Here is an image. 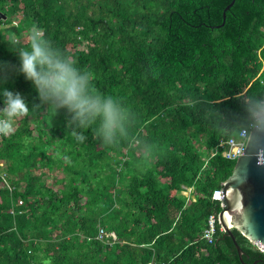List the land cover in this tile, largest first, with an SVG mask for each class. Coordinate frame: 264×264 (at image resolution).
<instances>
[{"label":"trees","instance_id":"trees-1","mask_svg":"<svg viewBox=\"0 0 264 264\" xmlns=\"http://www.w3.org/2000/svg\"><path fill=\"white\" fill-rule=\"evenodd\" d=\"M232 1L0 0V90L29 107L0 138V264H242L219 223L202 238L234 168L224 148L206 159L264 111V0H235L217 27ZM33 31L120 110L111 135L26 78ZM233 232L244 262L264 264Z\"/></svg>","mask_w":264,"mask_h":264},{"label":"clouds","instance_id":"clouds-1","mask_svg":"<svg viewBox=\"0 0 264 264\" xmlns=\"http://www.w3.org/2000/svg\"><path fill=\"white\" fill-rule=\"evenodd\" d=\"M21 65L42 99L59 101L80 117L102 116L105 135H111L119 125L121 113L116 105L88 95L86 77L47 48L37 32H31L29 47L21 52ZM0 102V135L8 136L14 132L16 122L29 113V107L20 94L7 89L0 90Z\"/></svg>","mask_w":264,"mask_h":264},{"label":"water","instance_id":"water-1","mask_svg":"<svg viewBox=\"0 0 264 264\" xmlns=\"http://www.w3.org/2000/svg\"><path fill=\"white\" fill-rule=\"evenodd\" d=\"M234 4L235 0L226 7L224 23L217 27L224 26L226 13ZM257 121L244 155L236 161L231 176L222 183V211L218 215L219 224L232 239L242 264L248 263L244 262L245 253L233 230L240 232L264 253V111L257 115Z\"/></svg>","mask_w":264,"mask_h":264},{"label":"built area","instance_id":"built-area-1","mask_svg":"<svg viewBox=\"0 0 264 264\" xmlns=\"http://www.w3.org/2000/svg\"><path fill=\"white\" fill-rule=\"evenodd\" d=\"M255 127V125L250 126L249 128H244L241 130V132L234 137L229 138L224 143H221L220 145L216 146L210 153L209 156L206 159V165L210 162V160L214 157H216L219 153L220 148L225 149V159L230 162H236L241 156L244 155L250 133L252 129ZM2 135H0V138ZM0 173L1 176L5 177L6 174L3 171V161L0 160ZM182 194L186 197L187 202L192 200L193 194H196V191L194 187L188 188L186 186H183L182 188ZM223 198V192L222 188L217 189L213 192L212 200L213 201H221ZM194 201V200H192ZM196 201V200H195ZM218 216L211 215L208 220V226L204 230L202 238L205 239L207 242L212 243L214 236L217 232V226H218ZM222 229V228H221ZM106 233L103 230H100L98 238L100 240L104 239V236ZM256 246V245H254ZM257 247V246H256ZM258 248V247H257Z\"/></svg>","mask_w":264,"mask_h":264},{"label":"rangeland","instance_id":"rangeland-1","mask_svg":"<svg viewBox=\"0 0 264 264\" xmlns=\"http://www.w3.org/2000/svg\"><path fill=\"white\" fill-rule=\"evenodd\" d=\"M11 19H16L15 17H12L11 16ZM18 19V18H17ZM25 41V40H24ZM17 42L18 43H21V42H23V40H21V39H17ZM18 124V121L16 122V125ZM15 128H16V126H15ZM35 135H37V133H35ZM234 165H235V163L236 162H232ZM4 164H5V162H3V168L5 167L4 166ZM42 171H39V172H37L38 174H40ZM44 172V174H46V176L44 177V181L47 183V185L50 187V188H53V189H55V190H58V189H60V188H62L63 186L62 185H60V184H58L57 183V181L58 180H60L61 178H63V174L60 172V171H57V170H55V171H53V172H50V171H48V170H45V171H43ZM23 189V186H21V190ZM195 189V188H194ZM196 195H197V193H196ZM194 198V196L192 197V199ZM195 201V200H194Z\"/></svg>","mask_w":264,"mask_h":264},{"label":"crops","instance_id":"crops-1","mask_svg":"<svg viewBox=\"0 0 264 264\" xmlns=\"http://www.w3.org/2000/svg\"><path fill=\"white\" fill-rule=\"evenodd\" d=\"M194 198L192 200H197V195L196 194H193ZM192 196V197H193ZM187 200V199H186Z\"/></svg>","mask_w":264,"mask_h":264}]
</instances>
